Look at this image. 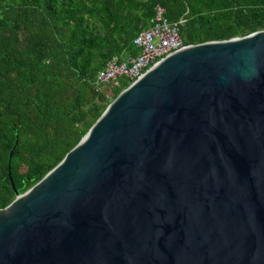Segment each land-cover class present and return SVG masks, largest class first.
Masks as SVG:
<instances>
[{
	"label": "water",
	"instance_id": "obj_1",
	"mask_svg": "<svg viewBox=\"0 0 264 264\" xmlns=\"http://www.w3.org/2000/svg\"><path fill=\"white\" fill-rule=\"evenodd\" d=\"M12 152L0 264H264V30L166 56L24 193Z\"/></svg>",
	"mask_w": 264,
	"mask_h": 264
},
{
	"label": "trees",
	"instance_id": "obj_2",
	"mask_svg": "<svg viewBox=\"0 0 264 264\" xmlns=\"http://www.w3.org/2000/svg\"><path fill=\"white\" fill-rule=\"evenodd\" d=\"M157 6L168 21L186 20L187 45L264 30V0H0V209L15 198L10 151L24 193L131 84L120 81L108 97L96 92V75L113 57L138 55L133 40Z\"/></svg>",
	"mask_w": 264,
	"mask_h": 264
},
{
	"label": "built area",
	"instance_id": "obj_3",
	"mask_svg": "<svg viewBox=\"0 0 264 264\" xmlns=\"http://www.w3.org/2000/svg\"><path fill=\"white\" fill-rule=\"evenodd\" d=\"M185 22L183 18L168 21L164 9L157 6L150 26L133 40L138 55L108 60L97 72L96 92L103 91L106 86L120 84L122 80L133 83L169 54L188 47L180 38V27Z\"/></svg>",
	"mask_w": 264,
	"mask_h": 264
},
{
	"label": "rangeland",
	"instance_id": "obj_4",
	"mask_svg": "<svg viewBox=\"0 0 264 264\" xmlns=\"http://www.w3.org/2000/svg\"><path fill=\"white\" fill-rule=\"evenodd\" d=\"M117 86H119V84L113 86H106L104 87V92L108 97H110L112 95L113 87H117Z\"/></svg>",
	"mask_w": 264,
	"mask_h": 264
}]
</instances>
